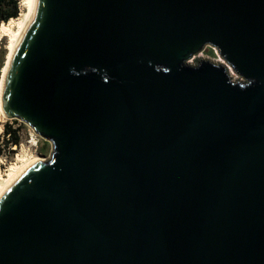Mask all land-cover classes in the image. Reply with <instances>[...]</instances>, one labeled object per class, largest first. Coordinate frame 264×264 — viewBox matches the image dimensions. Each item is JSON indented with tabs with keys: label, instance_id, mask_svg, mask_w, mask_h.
<instances>
[{
	"label": "water",
	"instance_id": "water-1",
	"mask_svg": "<svg viewBox=\"0 0 264 264\" xmlns=\"http://www.w3.org/2000/svg\"><path fill=\"white\" fill-rule=\"evenodd\" d=\"M2 107L0 264H264V0H35Z\"/></svg>",
	"mask_w": 264,
	"mask_h": 264
},
{
	"label": "rangeland",
	"instance_id": "rangeland-1",
	"mask_svg": "<svg viewBox=\"0 0 264 264\" xmlns=\"http://www.w3.org/2000/svg\"><path fill=\"white\" fill-rule=\"evenodd\" d=\"M21 0H19L20 6ZM20 12V7H19ZM2 24V23H1ZM0 24V26H1ZM7 39H0V76L3 66L6 63L7 54ZM200 59L217 61L220 57L217 55L213 47H207L203 52L199 53ZM236 77V75H233ZM238 78V77H236ZM8 124L14 129H19L20 144L18 146L9 147L6 145L7 136L5 135L4 125ZM51 152V144L38 136L29 126L23 122L18 121L14 123L13 120L3 117L0 121V178L7 179V174L11 166H20L22 159H29L32 156H38L41 159H47ZM20 158V159H19ZM22 158V159H21ZM0 180V181H1Z\"/></svg>",
	"mask_w": 264,
	"mask_h": 264
},
{
	"label": "bare ground",
	"instance_id": "bare-ground-1",
	"mask_svg": "<svg viewBox=\"0 0 264 264\" xmlns=\"http://www.w3.org/2000/svg\"><path fill=\"white\" fill-rule=\"evenodd\" d=\"M34 4L35 0H21L20 2V12L16 18H11L8 22H3L0 26V39H7V54L6 63L3 66L2 73L0 76V121L3 120L4 112L2 107V91H3V80L7 68L9 66L10 60L12 58L13 52L21 40L33 14H34ZM217 61V59H216ZM222 62L220 59L218 60ZM20 159V158H19ZM22 159V158H21ZM44 159L38 156H32L29 159H22L20 166H11L7 174V179L1 180L0 178V195L4 190L11 184V182L29 165L36 161H41Z\"/></svg>",
	"mask_w": 264,
	"mask_h": 264
},
{
	"label": "trees",
	"instance_id": "trees-1",
	"mask_svg": "<svg viewBox=\"0 0 264 264\" xmlns=\"http://www.w3.org/2000/svg\"><path fill=\"white\" fill-rule=\"evenodd\" d=\"M19 15V0H0V24L8 22L11 18ZM18 123L17 120H13ZM5 135L7 136L6 145L9 147L18 146L20 144L19 129H14L8 124L4 125Z\"/></svg>",
	"mask_w": 264,
	"mask_h": 264
}]
</instances>
